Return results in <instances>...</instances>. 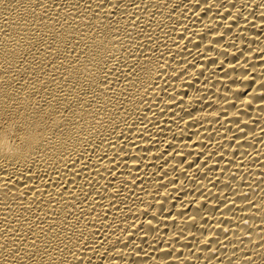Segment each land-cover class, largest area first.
I'll return each instance as SVG.
<instances>
[{
    "label": "bare ground",
    "instance_id": "bare-ground-1",
    "mask_svg": "<svg viewBox=\"0 0 264 264\" xmlns=\"http://www.w3.org/2000/svg\"><path fill=\"white\" fill-rule=\"evenodd\" d=\"M0 264H264V0H0Z\"/></svg>",
    "mask_w": 264,
    "mask_h": 264
}]
</instances>
